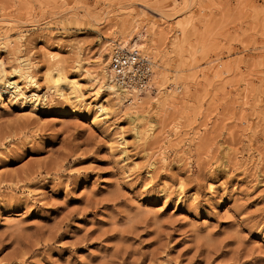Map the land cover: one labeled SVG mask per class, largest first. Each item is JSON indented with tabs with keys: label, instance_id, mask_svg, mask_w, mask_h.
I'll list each match as a JSON object with an SVG mask.
<instances>
[{
	"label": "rangeland",
	"instance_id": "rangeland-1",
	"mask_svg": "<svg viewBox=\"0 0 264 264\" xmlns=\"http://www.w3.org/2000/svg\"><path fill=\"white\" fill-rule=\"evenodd\" d=\"M116 44L141 108L100 88ZM0 61V264H264V0H0Z\"/></svg>",
	"mask_w": 264,
	"mask_h": 264
},
{
	"label": "bare ground",
	"instance_id": "bare-ground-1",
	"mask_svg": "<svg viewBox=\"0 0 264 264\" xmlns=\"http://www.w3.org/2000/svg\"><path fill=\"white\" fill-rule=\"evenodd\" d=\"M160 26L161 25H158V27H160ZM119 34L121 35L122 40H123L122 44L125 45V44L128 43L127 40H128V37L131 34V29L127 30V31L126 30H121V31H119ZM139 34L140 33H137V36H139ZM135 43L132 44V45L134 46ZM108 45H110V43L106 44L105 42H103V50H105L106 46H108ZM124 45L122 46L121 44L120 45L116 44V46H118V47H126L127 48V46H124ZM139 47L144 49L145 52L149 53V51H147V47L145 45L140 44ZM129 49H136V48H133V47L130 46ZM111 52H109V54H111ZM141 54H143V53H141ZM143 55H145V54H143ZM147 57H149V56H147ZM106 64H108L107 69H106L107 71H103L102 70V73H101L102 80L101 79L100 80L102 82H100V84H101L100 88L107 89L108 91H111L115 95H118V94H120L122 92L121 93V97L123 95V98L124 99L126 98L125 101H127L126 104H125V101L124 102L122 101V103L125 106H128V105L130 106V105L136 104V108L137 107L141 108L144 105L143 103H141V100H140V99L143 98V95L133 94V93H130L127 90H125L116 81L114 73H113V71L111 69L110 59L109 58H108ZM0 66H1V61H0ZM2 78H4V80H5V84L7 86V89L13 90L17 95H23V90H22L21 86L19 85L17 80L13 79L14 78L13 76L8 77L3 72V77ZM162 79H163L162 82L165 83L166 80L168 79V77L166 75H163ZM153 80H154V77H153ZM153 80H152V84H153ZM47 82L49 83L50 87L53 88V90L55 92V95L57 97H62L65 101L69 102V104L72 107H74L77 104H79V105L81 104L80 102L82 101L81 99L83 98V92H82V89H81V85H80L79 81L76 78L68 77L65 74H62V73H59V72H49L47 74ZM167 88H168V86H167ZM178 90L179 89H177V91ZM156 92H158V91H156ZM145 95H149L150 96L151 95V91L147 90ZM2 96H3V92H0V99L2 98ZM32 96H36V94L32 93ZM127 97H129V98H127ZM148 99L151 100L152 98L148 97L146 99V101ZM148 103H149V101H148ZM87 104H88V107L92 106V108L94 110L93 117H92V122H91L92 124L98 125V123H102L104 121V119L107 118L108 113L106 112L105 108L103 107L102 98H98L96 101L91 102V103L87 102ZM120 144H121V146H124V147L126 145V142L124 141L123 137H120ZM123 153H125L124 149H123ZM178 188H179V190H182V186L181 185ZM27 191H28V189H27Z\"/></svg>",
	"mask_w": 264,
	"mask_h": 264
},
{
	"label": "built area",
	"instance_id": "built-area-1",
	"mask_svg": "<svg viewBox=\"0 0 264 264\" xmlns=\"http://www.w3.org/2000/svg\"><path fill=\"white\" fill-rule=\"evenodd\" d=\"M116 81L128 92L143 95L156 92L152 85L154 62L137 49L114 47L109 55Z\"/></svg>",
	"mask_w": 264,
	"mask_h": 264
}]
</instances>
